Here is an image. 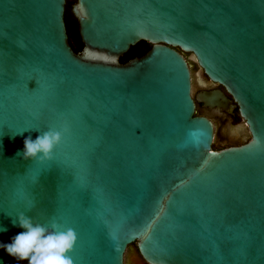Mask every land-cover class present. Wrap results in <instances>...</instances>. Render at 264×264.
<instances>
[{"label":"water","instance_id":"1","mask_svg":"<svg viewBox=\"0 0 264 264\" xmlns=\"http://www.w3.org/2000/svg\"><path fill=\"white\" fill-rule=\"evenodd\" d=\"M65 2L0 0V244L25 212L75 229L74 264H125L132 243L147 264H264V0H77L81 54ZM177 49L231 98L194 99ZM196 102L237 107L250 138L213 149ZM48 129L51 159L17 155Z\"/></svg>","mask_w":264,"mask_h":264},{"label":"clouds","instance_id":"2","mask_svg":"<svg viewBox=\"0 0 264 264\" xmlns=\"http://www.w3.org/2000/svg\"><path fill=\"white\" fill-rule=\"evenodd\" d=\"M63 130L48 129L34 140L26 137L22 152L17 155L25 160L44 161L52 158L53 150L62 142ZM14 224L23 229L11 243L0 244L9 256L27 264H74L70 255L76 241L74 228L53 219L47 224L33 222V218L20 212Z\"/></svg>","mask_w":264,"mask_h":264},{"label":"flooded vegetation","instance_id":"3","mask_svg":"<svg viewBox=\"0 0 264 264\" xmlns=\"http://www.w3.org/2000/svg\"><path fill=\"white\" fill-rule=\"evenodd\" d=\"M76 1L77 0H75V2ZM177 50L181 52L179 49ZM181 53L186 58L189 68H190L191 95L194 99H195V95L199 91L210 90V89H220L221 91L225 93L227 97L231 98L222 86L209 82L208 78L206 77L204 73H202L201 75L194 73L192 70V64L194 62L188 59L187 53H183V52ZM197 70H198V65H197ZM203 81L208 82V85L204 86ZM197 106H200L202 109V113L199 115H204L208 117L213 123L212 147H219L220 149V148L227 147L230 145H238L246 141L243 139L245 136H248V139L250 138V134H249L247 127L241 128L238 126L235 130H232L233 125H240L244 123V120L242 116L240 115L237 107H233L231 108L230 111H227L222 108L219 110L204 108L200 103L196 102V107ZM124 262H125V259H124Z\"/></svg>","mask_w":264,"mask_h":264},{"label":"trees","instance_id":"4","mask_svg":"<svg viewBox=\"0 0 264 264\" xmlns=\"http://www.w3.org/2000/svg\"><path fill=\"white\" fill-rule=\"evenodd\" d=\"M75 3V0H66L65 9H64V22L66 27V32L68 36V43L72 50L77 54H81L83 50V43L78 33V25L76 18L72 12V5ZM151 44L147 41H139L135 45H132L129 50L119 58L120 63H125L128 60L143 55L149 48ZM202 113L200 106H197L195 109L196 115ZM213 149L218 150L219 147H213Z\"/></svg>","mask_w":264,"mask_h":264},{"label":"rangeland","instance_id":"5","mask_svg":"<svg viewBox=\"0 0 264 264\" xmlns=\"http://www.w3.org/2000/svg\"><path fill=\"white\" fill-rule=\"evenodd\" d=\"M192 70L194 73L197 72V65L194 63L192 64ZM243 139L247 140L248 136H245ZM124 259H125L126 264H145V262L141 259L140 255L137 251V247H136L135 243H132L131 245L128 246V248L125 252Z\"/></svg>","mask_w":264,"mask_h":264},{"label":"snow or ice","instance_id":"6","mask_svg":"<svg viewBox=\"0 0 264 264\" xmlns=\"http://www.w3.org/2000/svg\"><path fill=\"white\" fill-rule=\"evenodd\" d=\"M214 155V154H213Z\"/></svg>","mask_w":264,"mask_h":264}]
</instances>
